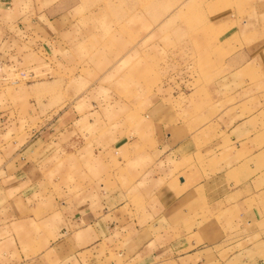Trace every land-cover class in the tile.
<instances>
[{
    "label": "crops",
    "instance_id": "obj_1",
    "mask_svg": "<svg viewBox=\"0 0 264 264\" xmlns=\"http://www.w3.org/2000/svg\"><path fill=\"white\" fill-rule=\"evenodd\" d=\"M4 3L15 8L17 1ZM239 10H252L256 20L237 19ZM20 19L54 48L61 22ZM211 19L221 28L239 21L247 45L228 54L226 73L234 80L246 75L264 53L251 46L264 37V0L212 11ZM247 88L230 83L209 89ZM246 97L211 108L188 100L151 104L143 117L152 147L135 148L137 135L130 152L120 147L121 156L139 160L130 180L115 177L83 199L60 198L52 190L59 167L46 154L57 151V133L9 151L0 163V264H223L218 252L230 249L257 250L243 264H264V113L256 94ZM10 117L1 115L0 127L19 122ZM230 238L236 239L232 246Z\"/></svg>",
    "mask_w": 264,
    "mask_h": 264
},
{
    "label": "rangeland",
    "instance_id": "obj_2",
    "mask_svg": "<svg viewBox=\"0 0 264 264\" xmlns=\"http://www.w3.org/2000/svg\"><path fill=\"white\" fill-rule=\"evenodd\" d=\"M5 1L0 0V41L9 38L0 44V116L19 122L0 127V163L9 151L19 153L35 138L46 141L57 133V151L46 155L59 167L52 190L60 198L83 199L115 177L130 180L139 160L121 156L120 147L126 144L130 152L136 135L135 148L152 147L143 114L159 100L211 108L256 94L264 113V53L244 79L234 80L226 73L232 61L227 56L246 47L243 29L239 21L222 28L211 21L212 11L240 8L248 0H16L15 8ZM236 14L256 20L252 10ZM25 17L61 22L52 50L18 23ZM231 35L234 41L227 42ZM260 40L251 43L257 45L253 50L264 51ZM228 83L249 90L209 89ZM124 189L131 199V189ZM257 252L218 254L223 264H243Z\"/></svg>",
    "mask_w": 264,
    "mask_h": 264
}]
</instances>
